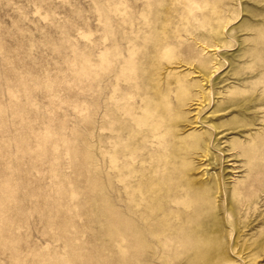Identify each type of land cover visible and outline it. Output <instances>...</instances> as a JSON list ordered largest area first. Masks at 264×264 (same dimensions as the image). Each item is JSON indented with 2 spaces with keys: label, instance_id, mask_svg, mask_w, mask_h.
Masks as SVG:
<instances>
[{
  "label": "rangeland",
  "instance_id": "374dc122",
  "mask_svg": "<svg viewBox=\"0 0 264 264\" xmlns=\"http://www.w3.org/2000/svg\"><path fill=\"white\" fill-rule=\"evenodd\" d=\"M0 264H264V0H0Z\"/></svg>",
  "mask_w": 264,
  "mask_h": 264
}]
</instances>
